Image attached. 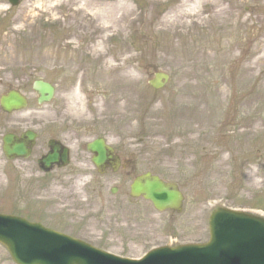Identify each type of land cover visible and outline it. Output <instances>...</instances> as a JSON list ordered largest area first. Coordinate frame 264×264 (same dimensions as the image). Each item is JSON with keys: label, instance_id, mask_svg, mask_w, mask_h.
Returning a JSON list of instances; mask_svg holds the SVG:
<instances>
[{"label": "rangeland", "instance_id": "1", "mask_svg": "<svg viewBox=\"0 0 264 264\" xmlns=\"http://www.w3.org/2000/svg\"><path fill=\"white\" fill-rule=\"evenodd\" d=\"M118 1L120 29L109 32H121L107 41L97 0H26L13 8L0 0V98L20 90L31 101L11 116L0 110V134L20 123L38 128L45 142L49 124L69 117L77 100L66 95L77 85L87 107L79 102L78 116L69 118L83 128L65 137H107L132 167L100 177L80 165L87 154L79 152L75 167L42 177L36 156L11 166L0 159L1 193L8 194L0 210L74 236L88 221L97 238L106 234L102 249L128 258L207 242L217 208L264 217V0ZM100 47L108 58H90ZM109 62L120 70H109ZM156 72L171 76L162 90L149 84ZM38 79L57 87L56 103L37 104ZM146 172L180 185L182 214L128 203L131 181ZM118 207L127 212L110 213ZM6 263L15 264L0 245Z\"/></svg>", "mask_w": 264, "mask_h": 264}, {"label": "water", "instance_id": "2", "mask_svg": "<svg viewBox=\"0 0 264 264\" xmlns=\"http://www.w3.org/2000/svg\"><path fill=\"white\" fill-rule=\"evenodd\" d=\"M168 81V75L158 73L150 84L161 89ZM34 89L41 96L40 103L53 95V89L43 82H36ZM4 101L7 112L24 106V101L17 95H11ZM90 149L96 156L94 163L100 169L110 160L115 168L119 166L102 143ZM7 152L13 153L10 148ZM16 152L19 156L28 155L22 148ZM132 196L144 197L159 211L180 212L183 203L177 186L166 184L151 174L135 181ZM210 227L212 241L208 246L159 250L141 264H264L254 252L264 236V221L221 209L212 216ZM0 243L8 248L18 264H131L88 249L67 237H58L39 225L18 218L0 216Z\"/></svg>", "mask_w": 264, "mask_h": 264}, {"label": "bare ground", "instance_id": "3", "mask_svg": "<svg viewBox=\"0 0 264 264\" xmlns=\"http://www.w3.org/2000/svg\"><path fill=\"white\" fill-rule=\"evenodd\" d=\"M218 1H220V2H222V1H230V0H218ZM119 2L118 3H115V4H112V5H110V4H104V5H101V8H98V13L100 12V16H101V14H103L102 15V20H103V22H104V28L102 29V34H106V33H110L109 31L112 29V27L114 28V29H116V28H119V23H120V21L119 20H115L113 17V13H114V11L117 9V8H119L120 6H121V4H119ZM117 5V6H116ZM132 11V10H131ZM109 13H112V18H111V20H110V14ZM121 31L120 30H116V33L117 34H119ZM113 33H114V35H113V37L115 36V30L113 31ZM93 56L97 59V60H100V59H102V60H105L106 59V56H107V53H105V52H103V48L102 47H100L98 50H97V52H94L93 53ZM105 58V59H104ZM109 65L108 66H106L109 70H113V72H115V71H119L120 70V68H118L117 66H113V65H111V62H109L108 63ZM106 86H107V84H106ZM55 98V97H54ZM76 100L78 101V100H80V96L79 95H77L76 94ZM36 150H35V148L34 149H32V152H33V154H32V156L34 155V152H35ZM7 264V263H6Z\"/></svg>", "mask_w": 264, "mask_h": 264}, {"label": "flooded vegetation", "instance_id": "4", "mask_svg": "<svg viewBox=\"0 0 264 264\" xmlns=\"http://www.w3.org/2000/svg\"><path fill=\"white\" fill-rule=\"evenodd\" d=\"M66 15H68V14L66 13ZM0 80H1V78H0ZM71 91H72V94L71 93H67L66 96H71L72 95V100H73V99H75L74 89H72V90L70 89L67 92H71ZM66 99L68 100V98H66ZM72 100H70V101H72ZM65 101L63 102V106L64 107H67L65 105ZM54 102L56 103V100H54ZM72 103H73V101H72ZM0 119L3 121L1 115H0ZM7 134H14V135H17V136H20L21 135L19 132H16V131H11V132H8V133H6V132L3 131L2 134H0V159H5L6 158L5 157V154H4V137ZM79 139H81V138H74V139H72V138H68V137L51 136L50 139L47 142H44L42 144H37L36 147H35V150H37V149L40 150V152L38 153V155H40L42 157L43 154H46L48 152V142H50L52 140H59L64 145H66V146L71 147V148L74 149L75 145H77L79 143ZM83 152H84V150H83ZM109 174H111V173H108L107 175H109ZM4 201H5L4 195L0 194V202H1V204H3Z\"/></svg>", "mask_w": 264, "mask_h": 264}]
</instances>
